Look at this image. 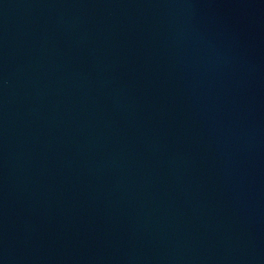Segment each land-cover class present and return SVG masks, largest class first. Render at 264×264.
<instances>
[{
  "label": "water",
  "instance_id": "95a60500",
  "mask_svg": "<svg viewBox=\"0 0 264 264\" xmlns=\"http://www.w3.org/2000/svg\"><path fill=\"white\" fill-rule=\"evenodd\" d=\"M0 264H264V0H0Z\"/></svg>",
  "mask_w": 264,
  "mask_h": 264
}]
</instances>
